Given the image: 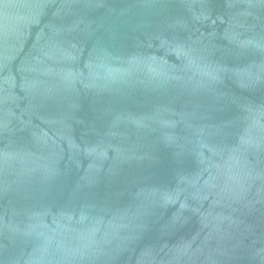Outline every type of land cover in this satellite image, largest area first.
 <instances>
[{
  "label": "water",
  "instance_id": "95a60500",
  "mask_svg": "<svg viewBox=\"0 0 264 264\" xmlns=\"http://www.w3.org/2000/svg\"><path fill=\"white\" fill-rule=\"evenodd\" d=\"M0 264H264V0H0Z\"/></svg>",
  "mask_w": 264,
  "mask_h": 264
}]
</instances>
